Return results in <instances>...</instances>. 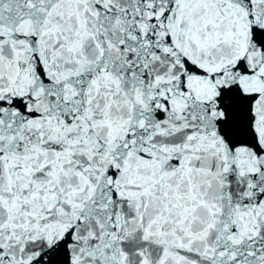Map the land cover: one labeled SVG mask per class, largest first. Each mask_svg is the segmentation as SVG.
I'll list each match as a JSON object with an SVG mask.
<instances>
[{"label": "snow or ice", "instance_id": "obj_1", "mask_svg": "<svg viewBox=\"0 0 264 264\" xmlns=\"http://www.w3.org/2000/svg\"><path fill=\"white\" fill-rule=\"evenodd\" d=\"M0 264H264V0H0Z\"/></svg>", "mask_w": 264, "mask_h": 264}]
</instances>
